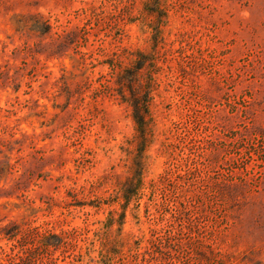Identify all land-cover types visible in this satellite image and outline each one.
I'll use <instances>...</instances> for the list:
<instances>
[{
	"label": "rangeland",
	"instance_id": "rangeland-1",
	"mask_svg": "<svg viewBox=\"0 0 264 264\" xmlns=\"http://www.w3.org/2000/svg\"><path fill=\"white\" fill-rule=\"evenodd\" d=\"M14 225L22 264H264V0H0V263Z\"/></svg>",
	"mask_w": 264,
	"mask_h": 264
},
{
	"label": "trees",
	"instance_id": "trees-1",
	"mask_svg": "<svg viewBox=\"0 0 264 264\" xmlns=\"http://www.w3.org/2000/svg\"><path fill=\"white\" fill-rule=\"evenodd\" d=\"M31 29L35 30L41 35H47L51 32L52 26L48 21L40 20L32 23ZM144 67V61L142 59H139L134 62L131 68L123 69L118 74V83L121 87L119 88V94L121 95L122 100L124 102H128L133 109L132 113L136 122L138 137L140 139V143L143 144H145L148 139L147 131L151 116V97L150 90L146 89L144 86L136 85L134 80H136V78H138L142 74ZM126 90H129L130 93L128 94ZM127 192L128 190L125 191V194L128 195ZM5 233L6 235L16 239L17 241L12 246L13 253L8 254L9 260H7V262L5 263L0 264H22V262L25 261L27 255L24 256V254H21L22 250L20 249L26 244L24 243V237L18 238V235L20 234L19 227L14 225L10 227V230L6 227ZM37 234L40 236V243H42L43 245L48 247L57 246L56 243L48 242V240L46 239V233ZM60 244L61 242L58 245Z\"/></svg>",
	"mask_w": 264,
	"mask_h": 264
}]
</instances>
